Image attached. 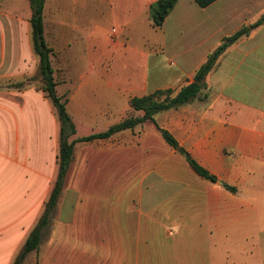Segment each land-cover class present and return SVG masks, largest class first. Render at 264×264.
<instances>
[{
	"label": "crops",
	"instance_id": "crops-1",
	"mask_svg": "<svg viewBox=\"0 0 264 264\" xmlns=\"http://www.w3.org/2000/svg\"><path fill=\"white\" fill-rule=\"evenodd\" d=\"M157 1L45 0L57 94L75 138L102 133L141 116L133 98L192 83L227 38L250 28L220 56L198 99L155 116L218 181L200 177L149 123L78 143L48 235L24 264L199 263L211 239L221 251L248 219L264 216V24L252 28L264 17V0H217L207 8L178 0L154 28L149 12ZM17 5L0 13V264H13L58 172L51 102L35 87L11 88L33 76L38 62L29 1Z\"/></svg>",
	"mask_w": 264,
	"mask_h": 264
},
{
	"label": "trees",
	"instance_id": "trees-1",
	"mask_svg": "<svg viewBox=\"0 0 264 264\" xmlns=\"http://www.w3.org/2000/svg\"><path fill=\"white\" fill-rule=\"evenodd\" d=\"M31 8V29L32 44L34 53L38 57V72L42 78L40 90L46 95L56 112L59 127V152H58V172L52 191L45 202L44 210L39 217L36 225L31 230L27 240L16 255L13 264H24L28 255L38 251L43 240L48 235L52 219L54 217L59 200L62 196L67 174L74 158L76 144L92 142L94 140H107L117 133L134 129L146 123L152 124L160 132L165 142L181 155H185L186 162L202 178L213 183L218 181L217 177L210 174L200 166L182 147L168 131L160 128L156 123L155 116L159 113L176 109L187 105L200 97L201 91L205 88L204 80L216 66L220 56L230 44L250 34L251 29L243 27L231 37L227 38L207 59L195 75L192 83L187 84L179 91L164 90L142 98H133L130 107L134 113L139 112L141 116L131 115L119 124L110 127L107 131L96 133L87 137L75 138L77 127L72 117L67 111L66 103L58 96L52 68V49H50L44 37V5L45 0H28ZM217 0H194L201 8H207ZM178 0H158L150 7V20L154 28H161L167 17L175 9ZM264 24V17L260 19L252 28ZM35 81L33 77L26 78L22 82L15 83L11 88L23 89ZM225 188L232 193H236V188L225 185Z\"/></svg>",
	"mask_w": 264,
	"mask_h": 264
},
{
	"label": "rangeland",
	"instance_id": "rangeland-1",
	"mask_svg": "<svg viewBox=\"0 0 264 264\" xmlns=\"http://www.w3.org/2000/svg\"><path fill=\"white\" fill-rule=\"evenodd\" d=\"M19 1L20 0H0V13H3L5 10L7 12L20 10L19 6L17 5ZM2 31H4L3 25L0 27V32ZM124 62L125 63L123 66L128 67L127 65H129V60L126 59ZM30 77H33L35 81H33L28 87H35L38 91H41L40 88L42 85V78L38 72V62L36 66V72ZM45 98H47L46 95ZM52 112L56 114L54 109ZM30 119L32 120V117ZM79 126V136H86L89 133L87 128H85L84 125ZM41 132L42 131H37V133ZM42 135L43 133L38 135L40 141L42 139ZM30 137L31 140L32 138L34 141L37 140V135L30 134ZM32 149L33 152H37V145L35 144L32 146ZM39 154H42L41 150H39ZM260 183L262 184L258 186L259 190L264 194V177L261 178ZM248 220L249 223L246 227L247 229L245 231L238 232L235 236V239L231 238L229 241L224 242L223 250L221 251L218 249V247H214V245H217L214 243V239L210 238L211 240L208 244H211V248L207 246L203 254L199 256L202 258V260L200 259L199 263L192 264H264V216L253 217ZM214 238H216L215 235ZM190 254L191 252L189 255ZM212 256L215 257L214 260L210 259Z\"/></svg>",
	"mask_w": 264,
	"mask_h": 264
},
{
	"label": "built area",
	"instance_id": "built-area-1",
	"mask_svg": "<svg viewBox=\"0 0 264 264\" xmlns=\"http://www.w3.org/2000/svg\"><path fill=\"white\" fill-rule=\"evenodd\" d=\"M114 33H116V30H113Z\"/></svg>",
	"mask_w": 264,
	"mask_h": 264
}]
</instances>
